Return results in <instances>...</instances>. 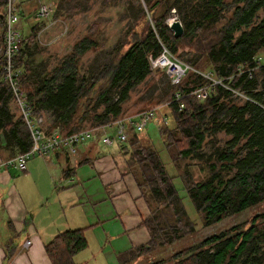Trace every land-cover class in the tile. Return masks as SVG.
I'll list each match as a JSON object with an SVG mask.
<instances>
[{
	"label": "trees",
	"instance_id": "obj_1",
	"mask_svg": "<svg viewBox=\"0 0 264 264\" xmlns=\"http://www.w3.org/2000/svg\"><path fill=\"white\" fill-rule=\"evenodd\" d=\"M55 1L56 14L63 11L61 14L71 15L82 5V0ZM5 2L0 0V152L12 157L29 149L30 134L11 111L10 90L2 79ZM143 3L144 8L139 5L125 35L103 54L102 62L86 73L80 71L78 62L84 53L97 49L92 36L94 25L72 44L60 63L36 78L31 74L34 70L27 64V56L30 43L43 24L33 16L35 22L17 59L24 68L21 87L33 113L50 114L46 131L57 129L70 134L80 130L85 121L103 126L119 118L131 91L151 73L148 57H156L161 45L174 56L189 54L185 62L192 68L211 71L246 97L238 101L216 85L203 100H198L192 92L207 80L192 70L175 86L167 79L161 100L167 98L174 126L159 127V136L175 169L173 176L168 175L145 137L127 131L126 167L148 208L142 223L149 240L144 246L120 254L119 264L168 247L195 231L196 224L186 213L173 184L174 177L180 179L203 227L264 201V64L255 66L256 57L264 53V0ZM181 4H186L185 8ZM171 9L180 15L178 21L183 28L177 38L167 24ZM260 12L262 17L256 21ZM175 92L182 96L178 101L173 100ZM220 132L228 138L215 146L213 137ZM186 161H196L192 164L197 168L196 177ZM85 247L83 230L69 229L55 235L44 250L51 264H76L73 256ZM149 264H264V212L252 216L245 227L235 225L211 234Z\"/></svg>",
	"mask_w": 264,
	"mask_h": 264
},
{
	"label": "crops",
	"instance_id": "obj_2",
	"mask_svg": "<svg viewBox=\"0 0 264 264\" xmlns=\"http://www.w3.org/2000/svg\"><path fill=\"white\" fill-rule=\"evenodd\" d=\"M40 1L15 0L19 17L35 16ZM99 137L75 154L31 157L23 171L4 164L15 153L0 152V264H51L45 244L69 229L86 239L76 264H119L120 254L148 243V208L126 167V144Z\"/></svg>",
	"mask_w": 264,
	"mask_h": 264
},
{
	"label": "rangeland",
	"instance_id": "obj_3",
	"mask_svg": "<svg viewBox=\"0 0 264 264\" xmlns=\"http://www.w3.org/2000/svg\"><path fill=\"white\" fill-rule=\"evenodd\" d=\"M50 1H52L55 6L53 18H59L62 20L67 29L65 33L61 34L63 25L57 22L56 24L49 26L41 33L39 42L35 38L33 42L30 43L31 45L29 46L27 64L34 70L31 74L36 78L43 77L55 65L60 63L63 56L70 51L72 44L83 35L88 34L87 28L94 25L96 26V31L92 34V36L98 44L97 49L84 53L78 62V66L82 73L90 71L98 63L102 62L104 58L103 54L114 47L129 30L138 12L139 5L144 8L143 0H82V5L78 11L71 15H65L64 13L63 15L61 14L63 11L56 14V1ZM182 6L184 7L186 4H183ZM181 12H183V9H181ZM178 17H180V15L177 16L176 9H171L169 17L167 18V24H169L172 20H178ZM261 17L262 13L260 12L256 21H258ZM19 20L20 23H18V27L21 34L25 38L30 33V26H28V23L33 24L35 19L33 18V15L28 17V15L25 14L23 17H19ZM39 24H43V22ZM188 57L189 54L178 56V58L182 61H185ZM261 57L264 62V53ZM167 84L168 80L164 73H161V71H151L145 80L139 83L134 90L131 91L127 101L123 105V113L119 118L134 116L144 110H155V118L147 125V128L143 132L138 133L137 135L145 137L149 141L152 147L157 151L168 175L173 176L175 175V169L159 136V127L164 128L165 126L162 119L165 118L167 128H172L174 126L171 112L167 106V98L161 100ZM236 99H238V101H242L246 98L236 97ZM11 109L18 117V114L16 113L17 110L13 104H11ZM97 110H101V107ZM38 115L43 117L44 128H46L49 124L50 114L40 111ZM82 129L92 130L94 134H98L101 132V125L94 124L91 121H85L80 127V130ZM213 138L216 146L221 145L228 138V136L220 132ZM208 150L209 148L206 147L205 151ZM193 163L195 164L196 161H186V164L191 165L190 169L193 171L194 177H196L198 175L197 168L192 165ZM180 167H183V165ZM181 171V168L176 171L177 175L181 173ZM18 176L19 175L15 176V178ZM173 184L178 190L179 195L182 197V203L187 215L196 224L195 231L181 240L170 244L168 247L162 249L156 248L149 253L143 254L138 258L123 264H149L158 258H166L179 249L195 244L199 240L211 234L220 233L221 231L235 225L245 227L248 225L252 216L264 212L263 201L245 209L237 215L229 214L222 220L207 227H203L201 226L199 215L194 210L185 190L182 187L180 179L178 177H174Z\"/></svg>",
	"mask_w": 264,
	"mask_h": 264
},
{
	"label": "built area",
	"instance_id": "obj_4",
	"mask_svg": "<svg viewBox=\"0 0 264 264\" xmlns=\"http://www.w3.org/2000/svg\"><path fill=\"white\" fill-rule=\"evenodd\" d=\"M55 6L50 0H41L35 16L45 21L36 33L35 38L39 42L41 33L49 26L57 22L63 25L61 34L66 32L65 23L59 18H53ZM3 25L2 34V79L7 83L11 99L17 109L19 118L27 127L30 134V146L24 153H19L12 159L7 160L5 165H13L19 170L25 169L28 159L34 156H48L56 152H64L67 155L75 154L79 145L100 135L99 140L103 145H110L112 142H125L127 131L138 134L143 132L147 125L155 118V110H144L134 116L117 118L110 123L101 126V132L94 134L92 130H78L76 132L65 134L59 130L46 131L43 124V117L33 113L26 92L21 87V77L24 72L22 64L17 63L20 51L25 43L24 37L18 27L19 14L16 8L15 0H6L2 13ZM149 68L151 71H161L165 74L171 86L180 83L185 73L189 70L195 71L207 80V83L192 92L198 100H203L210 89L220 85L230 92L233 97H244L238 89H234L223 80L214 76L211 71L198 72L185 61L174 56L166 47L161 45V51L156 57H148ZM264 64L261 56L256 57L255 66ZM182 96L175 92L173 100L178 101ZM183 105L180 104V108ZM166 124L165 118L162 119ZM28 244L26 241L25 245Z\"/></svg>",
	"mask_w": 264,
	"mask_h": 264
},
{
	"label": "water",
	"instance_id": "obj_5",
	"mask_svg": "<svg viewBox=\"0 0 264 264\" xmlns=\"http://www.w3.org/2000/svg\"><path fill=\"white\" fill-rule=\"evenodd\" d=\"M168 27L172 31V35L174 38L181 36L183 33L182 25L180 24V22L178 20H172L168 24Z\"/></svg>",
	"mask_w": 264,
	"mask_h": 264
}]
</instances>
